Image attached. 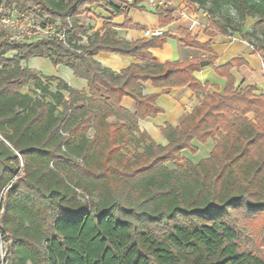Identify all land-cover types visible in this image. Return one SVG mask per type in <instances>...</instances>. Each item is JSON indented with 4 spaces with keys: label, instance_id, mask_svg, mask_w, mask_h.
<instances>
[{
    "label": "trees",
    "instance_id": "16d2710c",
    "mask_svg": "<svg viewBox=\"0 0 264 264\" xmlns=\"http://www.w3.org/2000/svg\"><path fill=\"white\" fill-rule=\"evenodd\" d=\"M186 1L209 4L210 13L232 9L225 24L205 30L210 37L228 36L230 27L241 34L245 19H255L248 36L256 43H247L264 63V0ZM13 4L19 14L35 9L73 20L83 10L73 0H1L0 9ZM165 37L128 42L106 29L79 58L49 40L0 39V264H264L242 245L234 215L264 213V96L252 86L236 90L230 75L222 95L207 93L194 73L215 55L159 64L150 49L161 48ZM181 43L211 53L210 43L189 36ZM99 52L139 63L116 74L93 59ZM33 57L69 67L87 80L88 93L21 67ZM146 82L163 93L187 86L203 96L179 126H166L165 146L137 127L160 113L158 95L142 94ZM30 83L37 96L20 92ZM123 98L133 100L134 113L121 107ZM132 140L141 152L130 161L122 150ZM209 140L215 145L207 158L197 164L182 158L185 150L197 152L193 141ZM101 150L113 158L93 169Z\"/></svg>",
    "mask_w": 264,
    "mask_h": 264
},
{
    "label": "crops",
    "instance_id": "0c3cea01",
    "mask_svg": "<svg viewBox=\"0 0 264 264\" xmlns=\"http://www.w3.org/2000/svg\"><path fill=\"white\" fill-rule=\"evenodd\" d=\"M133 6H125L116 0H103L83 6L82 12L77 14L76 18L79 19L84 14L86 15L85 23L95 33L103 34L106 29H109L118 38L128 42L139 39L149 40L151 37L146 36L145 31L160 30L166 36L165 43L161 48L150 49L153 59L159 64L183 62L194 58H211L213 54L215 58L212 65L203 67L194 73L195 79L200 84H207L205 89L207 93H222L226 87L227 76L230 75L234 80L235 89L239 90L253 85L257 94L264 96V73L260 67L261 60L246 42L236 37L230 38L223 35L210 37L204 32L197 33V29H188L185 20L178 16L176 19L177 14H172L170 11L153 12L141 5ZM115 9H119L121 14L114 15ZM188 36L200 44L210 43L211 53L185 47L181 40ZM14 56L15 53L11 52L6 58L12 59ZM93 59L102 68L109 69L116 74L131 64L139 63L136 58L109 52H99ZM228 64L233 66L229 71L226 69ZM20 65L35 73L41 80L54 77L61 79L75 91L88 93L86 79L76 77L73 71L63 64L54 66L50 58L33 57L21 61ZM141 89L143 95H158L155 104L160 113L155 117L139 120L137 127L139 133H144L149 140L159 146H165L168 143L163 131L166 126L171 128L179 126L203 98L202 94H193L187 86L170 88L163 93L162 88H155L150 82H146L141 84ZM34 91L39 94L38 89H34L32 83L20 90L22 94L37 96ZM121 107L131 113L135 111V103L129 98L122 99ZM107 122L114 124L116 118L110 117ZM122 134L125 135L126 131L122 130ZM137 136L138 133H135V137ZM208 142L202 145L193 141L192 145L197 148L198 152L200 147L206 146ZM183 152L190 153L187 150Z\"/></svg>",
    "mask_w": 264,
    "mask_h": 264
},
{
    "label": "rangeland",
    "instance_id": "374dc122",
    "mask_svg": "<svg viewBox=\"0 0 264 264\" xmlns=\"http://www.w3.org/2000/svg\"><path fill=\"white\" fill-rule=\"evenodd\" d=\"M172 1H173L174 5L178 8V10H182V12H184L185 14H188L191 17L196 18V20L200 24L199 27H192L190 22L187 20H185V24L188 25V27H187L188 29H190V28L197 29V31H198L197 33H200V32L205 33V30L208 27H210L212 29L216 28V24H225L224 18H226L227 15L234 16L232 9L227 8V7H223L220 11L212 10V13H210L209 12V8H210L209 4H207L205 7H201V6H198L195 4H191L186 0H172ZM0 4H1V0H0ZM88 5H90V3ZM31 13H37V11H33ZM170 13L177 14V15H175L176 19H177V16L179 18H182L178 11H171L170 10ZM6 15H7V10L0 9V39H3V38L10 39L9 36L11 35V31L9 29H5L4 23H2V21H1L2 19H6L5 18ZM82 15L83 16H81L79 19L81 20V22L83 24L87 25V23H85V21H84V18H86V15H84V14H82ZM255 21H256L255 19L246 18L243 25H242L241 34L234 33L232 30V27H230L231 29L229 30V33H228L229 35L226 37H230V38L236 37L237 39H240L246 43L251 42L252 44L253 43L255 44L256 42L252 38H250V36H248V33H250V31L252 30V26H253V23ZM202 26H204V27H202ZM218 35H221V34H219V33L215 34V36H218ZM18 41L25 42V41H21V40H18ZM258 56L260 57V60H261V62H260L261 70L264 73L263 59L261 58L260 55H258ZM249 86H252L255 88V86H253V85H249ZM236 90H238V89H236ZM239 90H241V89H239ZM255 91H256V89H255ZM222 94H223V92L220 93L219 95H222ZM255 94L261 95V94H257V92H255ZM247 118L249 121L255 122V117L253 114H248ZM214 145H215V143L212 140H210L206 146H204L202 148L200 147L199 151L196 154H190V153L183 152L182 158L186 159V160H188L194 164H197L198 162H200L201 160H203L209 156V152L211 151V148ZM139 152H141L140 146L138 144H136V142L134 140L129 142L127 147L124 150H122V153L124 155H126L130 161L133 160V155L135 153H139ZM112 158H113V156L108 155L107 150H101L97 154L96 162L92 165L93 169H98L105 162L112 160ZM177 164H182V162L179 161V162L167 163L166 167L173 169ZM80 194H83V193H80ZM87 201H88V198L85 199V201H82V203L88 204ZM234 215H236V219H235L236 225L238 226V228H240V231L242 233V239H243L242 245H244L248 249H252L255 253H257L261 257H264V213L259 214L257 217H254V218L251 217L252 215L248 216V214H246V213L234 214ZM3 247L5 248L6 246L3 245ZM3 254H4V250H3Z\"/></svg>",
    "mask_w": 264,
    "mask_h": 264
},
{
    "label": "built area",
    "instance_id": "2783aa9c",
    "mask_svg": "<svg viewBox=\"0 0 264 264\" xmlns=\"http://www.w3.org/2000/svg\"><path fill=\"white\" fill-rule=\"evenodd\" d=\"M69 3L72 0H61ZM78 6H87L89 1L101 2L103 0H73ZM125 6L141 5L153 12L160 11H178L182 19L190 22L192 27H199L200 24L196 18L178 10L172 0H116ZM34 9H29L21 14L17 13L16 6L13 4L7 9L6 19H2L4 28L11 31L9 38L11 40H21L25 42H35L38 40H49L60 44L65 48L72 58L85 57L87 54L84 49L88 47L91 38L95 34L80 19L73 20L71 15L65 18L51 17L49 15H38L31 13ZM8 16V17H7ZM204 27V26H202ZM144 34L149 37H158L163 33L160 30L145 31ZM80 193V192H79ZM83 196V194H81ZM84 199L86 197L84 196Z\"/></svg>",
    "mask_w": 264,
    "mask_h": 264
}]
</instances>
